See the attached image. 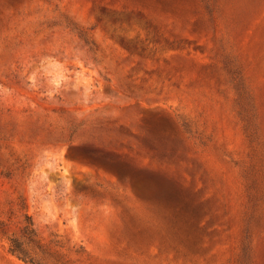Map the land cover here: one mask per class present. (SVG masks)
I'll return each mask as SVG.
<instances>
[{
	"label": "rangeland",
	"instance_id": "obj_1",
	"mask_svg": "<svg viewBox=\"0 0 264 264\" xmlns=\"http://www.w3.org/2000/svg\"><path fill=\"white\" fill-rule=\"evenodd\" d=\"M264 264V0H0V264Z\"/></svg>",
	"mask_w": 264,
	"mask_h": 264
},
{
	"label": "trees",
	"instance_id": "obj_2",
	"mask_svg": "<svg viewBox=\"0 0 264 264\" xmlns=\"http://www.w3.org/2000/svg\"><path fill=\"white\" fill-rule=\"evenodd\" d=\"M8 240L9 245L7 250L11 255H15L19 259L30 264H40L37 263L31 255V247L40 249V246L36 240L35 231L29 216L25 217V224L20 230V235H13Z\"/></svg>",
	"mask_w": 264,
	"mask_h": 264
}]
</instances>
